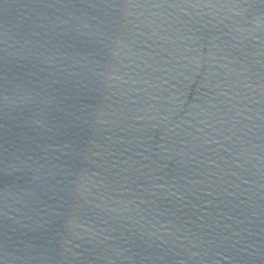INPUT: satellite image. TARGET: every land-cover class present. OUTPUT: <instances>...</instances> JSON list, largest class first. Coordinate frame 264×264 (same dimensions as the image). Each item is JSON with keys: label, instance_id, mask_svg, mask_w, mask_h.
<instances>
[{"label": "water", "instance_id": "1", "mask_svg": "<svg viewBox=\"0 0 264 264\" xmlns=\"http://www.w3.org/2000/svg\"><path fill=\"white\" fill-rule=\"evenodd\" d=\"M0 264H264V0H0Z\"/></svg>", "mask_w": 264, "mask_h": 264}]
</instances>
